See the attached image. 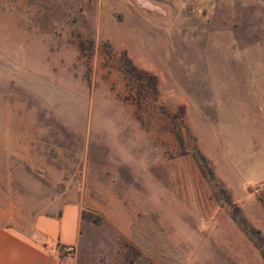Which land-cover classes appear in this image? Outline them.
<instances>
[{"label":"rangeland","instance_id":"1","mask_svg":"<svg viewBox=\"0 0 264 264\" xmlns=\"http://www.w3.org/2000/svg\"><path fill=\"white\" fill-rule=\"evenodd\" d=\"M123 52L158 80L141 109ZM263 117L264 0H0V224L30 235L74 201L83 264H134L138 241L162 255L151 264H264L211 140L238 149ZM249 208L264 235L259 195Z\"/></svg>","mask_w":264,"mask_h":264},{"label":"crops","instance_id":"2","mask_svg":"<svg viewBox=\"0 0 264 264\" xmlns=\"http://www.w3.org/2000/svg\"><path fill=\"white\" fill-rule=\"evenodd\" d=\"M262 119L264 122V117ZM251 130L252 127L250 132L246 127L245 132H242L243 143L237 145L238 149L233 148L234 144H231L228 150H219L214 143L216 140L214 134L211 140L215 174L224 182L231 198L244 211L246 218L252 222L249 207L256 203V195L260 196L264 204V123L255 129L257 135H260L257 138L253 134L255 132ZM198 138L200 141L201 136L198 135ZM218 153L223 159L218 157ZM236 181H239L240 186ZM253 183L261 184L254 189ZM80 212L81 207L78 203L65 202L57 216L39 214L30 235H22L9 226L0 224V264H83L76 256L81 235ZM136 244L143 253L134 264L145 262L151 264L153 258L157 260V257H162L157 255V250L147 251L139 241ZM60 246L67 249L62 256ZM71 250L75 251L70 252ZM173 254L169 253L167 256ZM171 261L172 259L167 262Z\"/></svg>","mask_w":264,"mask_h":264},{"label":"trees","instance_id":"3","mask_svg":"<svg viewBox=\"0 0 264 264\" xmlns=\"http://www.w3.org/2000/svg\"><path fill=\"white\" fill-rule=\"evenodd\" d=\"M122 73L124 77V81L126 83L127 87L133 88L135 85H137L138 90V96L132 97V100L136 103L138 109H141L143 106V101H146L148 98L152 101L157 100L158 96V89H157V77L154 74L149 73L148 71L142 70L137 68L132 61L126 56V53L123 52L122 57ZM143 89H147V95H141L140 92ZM177 116L180 122V126L185 128L184 122H183V116H184V105H179L177 108ZM163 116V115H162ZM158 116L155 117L162 121H167L169 118V115L165 116ZM180 143L182 142V135L180 133L176 134ZM197 157V163L198 167L202 173V175L207 176L209 173L210 177L214 179V173L210 167V163L207 159V157L199 150L197 149L196 152ZM218 182V187L220 191L225 194V201L227 203V206L229 208V213L231 218L240 226L241 230L249 237L250 240H253L254 236H256L261 242H264V235L261 233L260 229L255 228L253 225L250 224V222L247 220V218L241 213L240 207H238L231 199L229 191L222 186V184ZM254 245L260 249V253L262 257H264V250L261 248V246L254 241ZM63 246H60V248ZM65 254V253H64ZM64 254H61L64 255Z\"/></svg>","mask_w":264,"mask_h":264},{"label":"built area","instance_id":"4","mask_svg":"<svg viewBox=\"0 0 264 264\" xmlns=\"http://www.w3.org/2000/svg\"><path fill=\"white\" fill-rule=\"evenodd\" d=\"M64 251H67V249H65Z\"/></svg>","mask_w":264,"mask_h":264}]
</instances>
